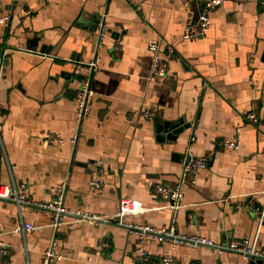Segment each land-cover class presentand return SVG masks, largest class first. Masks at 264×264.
Instances as JSON below:
<instances>
[{"label": "crops", "instance_id": "crops-1", "mask_svg": "<svg viewBox=\"0 0 264 264\" xmlns=\"http://www.w3.org/2000/svg\"><path fill=\"white\" fill-rule=\"evenodd\" d=\"M199 7L181 0H0V17H10L0 25V186L24 185L28 199L48 202L65 183L69 209L113 217L120 200H134L143 212L124 217L125 224L173 221L179 234L216 244L247 238L264 250V223L247 208L264 202V11L259 0H223L209 14V30L183 41ZM104 14L109 32L97 48L88 22ZM151 42L160 54L173 48L163 79L150 76ZM95 54L91 112L78 127L74 95ZM146 110L152 121L142 117ZM180 122L189 127L164 139L160 130ZM224 139L238 150L222 147ZM186 149L209 159L173 214L153 190L177 184ZM96 174L102 184L90 191ZM53 232L49 216L18 214L0 201L10 264H42ZM55 240L64 259L53 264H141L135 236L114 222L66 219ZM146 249L153 264L163 256L170 264H251L206 248L149 242Z\"/></svg>", "mask_w": 264, "mask_h": 264}, {"label": "built area", "instance_id": "built-area-1", "mask_svg": "<svg viewBox=\"0 0 264 264\" xmlns=\"http://www.w3.org/2000/svg\"><path fill=\"white\" fill-rule=\"evenodd\" d=\"M222 1L223 0H181L185 7H190L194 2L200 6L196 19L190 18L185 24L180 35L181 39L183 41H190L206 33L210 28L209 14L212 10L219 7ZM259 6L264 11V0H259ZM9 21V15L0 17V25L7 26ZM108 32L109 27L106 21V15L104 14L99 17L96 23L95 33L97 38V48L104 43L108 36ZM148 51L152 57L150 62V76L158 79L165 78L167 75L168 61L173 55V48L167 46L165 53L160 54L159 44L151 42L148 46ZM99 61L100 58L95 54L93 60L86 64L88 75L81 80L80 86L74 95L75 121L78 127H80L81 124L90 116L91 104L94 97V93L91 88V74L93 71L99 69ZM206 86L207 84L203 83L200 90L202 91ZM142 117L145 120L152 121L155 118V114L146 110L142 113ZM247 118L254 124L259 123V119L253 114H248ZM76 138L77 134L73 136L70 142L75 144ZM56 140L59 144L63 143L61 138H56ZM220 145L230 150H238L239 148L235 141L227 139L222 140ZM208 159L209 155L205 157H195L189 149H186L180 159L181 171L177 184L175 186H166L161 184L154 186L153 191L155 195L167 203V208H169L173 214L183 205L185 187L196 185L197 176L207 168ZM99 177L100 176H97L96 174L90 181V191L98 189V187L102 184ZM19 188L20 189H18L15 185L0 186V201L13 204L16 207L18 214H20L22 209H25L28 211L41 212L49 216L51 219V227L54 232L50 244L42 253V264H53L64 259L63 255L58 254L55 251V232L65 223L66 219H70L75 222H114L119 226L124 227L128 230L129 234L134 235L136 238V249L138 253L137 260L141 264H153L146 249L149 242H156L158 244L165 243L170 245L172 248H206L212 250L217 255L232 253L249 262H264V250L258 249L256 244L250 242L247 238L232 240L224 244H216L213 241L201 236H188L177 233L173 225V221L170 222L169 225L161 227L125 224L123 222L124 217L134 216L143 212V206L138 201L122 199L119 202V211L116 216L102 217L65 207L63 202L66 188L65 183L59 186L54 199L48 202L32 201L21 193L25 186L20 185ZM247 208L250 215L258 219L261 226L264 223V202L261 206L250 204ZM10 247L11 246L9 244H5L0 241V264H10L8 260ZM171 262L172 260L169 256H163L159 260V264H170Z\"/></svg>", "mask_w": 264, "mask_h": 264}, {"label": "water", "instance_id": "water-1", "mask_svg": "<svg viewBox=\"0 0 264 264\" xmlns=\"http://www.w3.org/2000/svg\"><path fill=\"white\" fill-rule=\"evenodd\" d=\"M202 8V6H201ZM98 20V16L97 18L89 21L88 23H92V25L90 24V26H92L94 29L96 28V24L94 21H97ZM80 22H82L80 20ZM94 23V24H93ZM189 126L187 124H183V123H178V124H172V125H167L165 126V128H163L162 130H160V133L164 136V139L166 140H173L175 139V137L181 133L185 128H188ZM251 264H264V262L262 261H255V262H252L251 261Z\"/></svg>", "mask_w": 264, "mask_h": 264}]
</instances>
